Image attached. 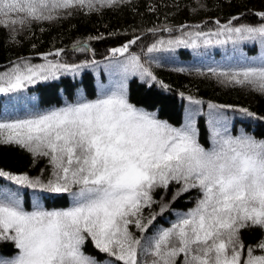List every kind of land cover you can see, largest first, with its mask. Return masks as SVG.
<instances>
[{"label":"snow or ice","instance_id":"1","mask_svg":"<svg viewBox=\"0 0 264 264\" xmlns=\"http://www.w3.org/2000/svg\"><path fill=\"white\" fill-rule=\"evenodd\" d=\"M128 2L0 0V27L10 28L14 42L17 25L55 21L74 10L90 14ZM149 11L155 8L150 6ZM255 15L264 20V11ZM238 19L215 20V28L207 31L200 24L151 28L153 34L179 35L154 41L143 55L130 51L140 36L109 49L105 67L117 69L123 79L111 89L101 88L95 99L81 97L23 118L0 116V145H15L34 158H47L51 168L46 179L4 170L0 178L40 194L72 198L68 208L49 210L37 199L27 210L19 192L0 187V243L14 246L11 254L0 253V264H101L83 250L89 238L96 250L111 258L110 264H264V254L256 255L251 246L245 254L240 239L246 227L264 230V139L245 132L233 135L223 115V109L231 106L209 103L211 147L206 148L198 140V110H190L185 123L173 127L131 103L126 86L129 76L156 81L146 57L157 52L225 45L235 51L245 42L264 48V23H234ZM75 50L89 49L78 41ZM64 51L41 54L42 63L26 58L10 62L0 71V94L21 93L97 64L62 62ZM196 71L225 86L247 87L264 95V56L240 57L235 65ZM238 111L257 118L246 108ZM173 182L179 185L173 199L196 189L200 194L196 204L169 227L147 236L157 215L168 207L162 200L160 213L146 217L145 209L156 203L152 193L167 190ZM256 247L264 252V241Z\"/></svg>","mask_w":264,"mask_h":264},{"label":"trees","instance_id":"2","mask_svg":"<svg viewBox=\"0 0 264 264\" xmlns=\"http://www.w3.org/2000/svg\"><path fill=\"white\" fill-rule=\"evenodd\" d=\"M155 11H149V7ZM195 9V11H194ZM264 11V0H129L128 3L112 8H103L99 12L86 14L74 10L71 16H64L51 22L32 23L21 27L17 25L16 40H10V28L0 27V71L6 70L10 62L19 58L30 59L32 63H42L40 55L56 49H64L59 58L69 64H84L90 61L103 60L109 55V49L117 47L135 36L141 39L130 49L131 52L143 55L148 46L158 39H169L167 32L153 34L151 28L200 24L203 30L215 28V20L226 23L232 16H239L236 24L259 25L264 23L256 12ZM94 38V39H90ZM83 42L88 51L75 50L77 42ZM264 56V48L256 43H242L234 51L232 45L201 48L196 51L190 48H177L171 52H157L146 57L156 81H143L133 76L128 81L129 101L137 107L154 111L157 118L171 125L182 121L185 100L192 97L199 100V105L191 104V110L201 108L196 125L198 140L206 148L211 147L208 127V104L228 105L223 111L232 114V133L245 132L256 139H264V95L247 87H233L221 84L217 79L201 75L209 67L223 68L235 65L240 57L255 60ZM183 69V71H180ZM164 86H167L166 88ZM79 94L89 100L95 99L97 90L90 67L82 68L78 74H67L55 81H43L29 86L21 93L12 95L0 94V116L23 118L34 111H48L75 103ZM246 108L257 118H250L238 111ZM0 170L14 175L27 174L30 177L46 179L51 172L47 158L33 157L26 150L15 145H0ZM16 186L0 178V187ZM179 185L171 183L167 190L159 188L152 193L156 203L149 213H160V203L168 204L164 213L157 215L146 235L151 236L158 228H167L177 216L187 212L196 204L199 192L189 190L173 199ZM25 192L33 191L25 188ZM37 193V192H36ZM45 208L64 209L71 203V196H53L38 193ZM24 207L30 208L27 202ZM136 236L141 234L133 226ZM240 239L255 254H264L256 246L264 241V230L259 227H246L240 231ZM83 250L93 255L101 264H110L111 258L96 250L90 240L86 241ZM14 246L11 242L0 243V253L11 254Z\"/></svg>","mask_w":264,"mask_h":264},{"label":"rangeland","instance_id":"3","mask_svg":"<svg viewBox=\"0 0 264 264\" xmlns=\"http://www.w3.org/2000/svg\"><path fill=\"white\" fill-rule=\"evenodd\" d=\"M97 64L90 66L93 75H94V79H95V85H96V90H97V95L99 93V91L101 90V88L107 90V89H111L113 87H115L117 84L120 83V81L123 79V77L121 76L120 72L115 69V68H106L105 65L108 63L107 59H103V60H99L96 61ZM133 77V76H129L126 80V86L128 87V81L129 79ZM79 98H81L82 96L79 94L78 96ZM191 103L189 102L188 99L185 100L184 103V107H183V115H182V121L180 124L178 125H171L173 127H181L184 123H185V119L186 116L188 115L189 111L191 110ZM150 112H154V111H150ZM199 114H202L201 108L199 109ZM155 113V112H154ZM198 115H196L195 117V124L197 122L198 119ZM223 115L224 117H226L227 120V124L229 126V129L232 131L231 126H232V114L228 115L223 111ZM159 119V118H158ZM161 120V119H160ZM163 121V120H162ZM197 128V125H196ZM7 188L11 191H17L20 194V198L23 204H26L27 202L29 203L30 206H32V204L34 203L35 200L39 199L41 205L44 207L42 200L39 196L38 193L34 192V191H27V193L25 192V189L23 187L20 186H9V187H4ZM72 203V200H71ZM27 210H31V207H25Z\"/></svg>","mask_w":264,"mask_h":264}]
</instances>
